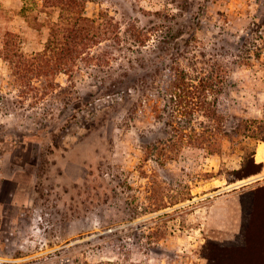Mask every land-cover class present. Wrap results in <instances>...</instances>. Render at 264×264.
<instances>
[{
	"label": "rangeland",
	"instance_id": "obj_1",
	"mask_svg": "<svg viewBox=\"0 0 264 264\" xmlns=\"http://www.w3.org/2000/svg\"><path fill=\"white\" fill-rule=\"evenodd\" d=\"M42 3L0 0V51L8 29L21 51L45 48L59 9ZM102 10L119 35L73 75L26 83L0 52V264H209V241L244 239L264 140L245 130L211 151L184 138L162 163L146 146L186 122L170 116L173 65L192 82L193 67L216 73L221 119L197 112L188 127L264 130V0H87L88 16ZM252 151L261 171L229 183Z\"/></svg>",
	"mask_w": 264,
	"mask_h": 264
},
{
	"label": "trees",
	"instance_id": "obj_2",
	"mask_svg": "<svg viewBox=\"0 0 264 264\" xmlns=\"http://www.w3.org/2000/svg\"><path fill=\"white\" fill-rule=\"evenodd\" d=\"M42 1L47 12H51L54 8L59 9L58 19L46 25L49 31L44 49L31 54L26 53L18 48L22 43L19 34L9 29L3 34V48L0 52L4 53L5 58L13 65L18 78L23 82L28 83L31 77H54L60 72L73 75L78 59L84 58L83 56L88 54L93 46L119 35L121 27L117 25L118 23L109 12L102 10L95 16H88L85 13L87 0ZM32 27L41 32L43 24L33 23ZM136 30L139 41L144 43L148 35L147 30L144 27L136 28ZM93 56L91 54L90 58ZM170 68L173 71L169 90L170 101L173 103V106H170L172 108L170 116L174 118L179 112L185 116L186 122L182 119L180 122L178 120L175 123L173 121L168 123L173 126L170 138L160 140L158 144L146 146V149L150 148L157 153L160 163L174 159L178 155L179 147L176 144L184 138H188L186 142L193 148H208L211 151L218 148L221 138L231 137L245 130H248L245 133L249 132L253 136H258V139L264 140V130L250 129L249 124H246L243 129L234 127L222 131L214 128L200 131L195 127H188L189 125L185 123L187 120L192 121L197 112H202L207 117L221 119L216 110V103L209 100L212 92H218L214 78L216 73L205 71L202 76H199L202 70L198 72V69L193 67L192 82V74L184 67L173 65ZM195 77L199 80L198 83L194 82ZM243 159L242 166L232 171L235 176L234 179L229 178V183L261 171L263 162L256 161L255 151L246 154ZM246 166L249 167L248 170L244 169ZM254 193H256L257 202L252 209L246 208L247 218L244 224L243 241L240 243L209 241L205 252L209 264H264V186L256 188ZM186 198L178 197L172 200L170 205ZM167 206L165 202L158 205L157 209Z\"/></svg>",
	"mask_w": 264,
	"mask_h": 264
},
{
	"label": "bare ground",
	"instance_id": "obj_3",
	"mask_svg": "<svg viewBox=\"0 0 264 264\" xmlns=\"http://www.w3.org/2000/svg\"><path fill=\"white\" fill-rule=\"evenodd\" d=\"M258 155L264 159V144L260 145L258 148Z\"/></svg>",
	"mask_w": 264,
	"mask_h": 264
},
{
	"label": "crops",
	"instance_id": "obj_4",
	"mask_svg": "<svg viewBox=\"0 0 264 264\" xmlns=\"http://www.w3.org/2000/svg\"><path fill=\"white\" fill-rule=\"evenodd\" d=\"M255 156H256V154H255ZM263 162V161H262Z\"/></svg>",
	"mask_w": 264,
	"mask_h": 264
}]
</instances>
